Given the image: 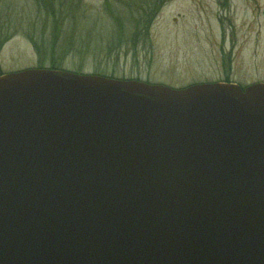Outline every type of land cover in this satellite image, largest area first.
I'll return each mask as SVG.
<instances>
[{"label": "water", "instance_id": "95a60500", "mask_svg": "<svg viewBox=\"0 0 264 264\" xmlns=\"http://www.w3.org/2000/svg\"><path fill=\"white\" fill-rule=\"evenodd\" d=\"M0 264H264V83L0 75Z\"/></svg>", "mask_w": 264, "mask_h": 264}, {"label": "rangeland", "instance_id": "374dc122", "mask_svg": "<svg viewBox=\"0 0 264 264\" xmlns=\"http://www.w3.org/2000/svg\"><path fill=\"white\" fill-rule=\"evenodd\" d=\"M164 1L0 0V69L46 68L54 58L60 70L173 88L264 83L263 15L241 14L239 0Z\"/></svg>", "mask_w": 264, "mask_h": 264}, {"label": "flooded vegetation", "instance_id": "af4514ba", "mask_svg": "<svg viewBox=\"0 0 264 264\" xmlns=\"http://www.w3.org/2000/svg\"><path fill=\"white\" fill-rule=\"evenodd\" d=\"M241 5H239V7H244V9H241V14L242 12H245L246 14H250L252 15L251 13H256V16L259 17V15H263L264 16V0H239ZM157 7L156 8H160L162 7V4L164 3L165 4V1L164 0H157ZM231 3H232V0H230L229 2H224V6H231ZM222 13L224 14L223 15V18H222V21H229V18H227V16L225 15H228L229 13H231V10L230 8H225L223 7V11ZM256 17V18H257ZM256 18H253L251 17L250 19H248L247 21H245V25L247 26H250L251 27H255L257 26L258 24H252L254 22H258V20ZM242 19V18H241ZM232 23H230L231 25ZM7 38H5L4 40H6ZM2 41V40H1ZM1 73H4L2 70H0V74Z\"/></svg>", "mask_w": 264, "mask_h": 264}, {"label": "trees", "instance_id": "16d2710c", "mask_svg": "<svg viewBox=\"0 0 264 264\" xmlns=\"http://www.w3.org/2000/svg\"><path fill=\"white\" fill-rule=\"evenodd\" d=\"M52 2V6L54 7V5H53V1H51ZM52 6H50V7H52ZM63 4H62V8H63ZM62 8H61V11H62ZM5 41L6 40H2V41H0V50L2 49V47H3V45H4V43H5ZM35 44V46H36V48L39 50V49H41V47H40V45L39 44H37L36 42L34 43ZM41 67V66H40ZM39 67V68H40ZM43 67V66H42ZM45 67V66H44ZM50 68H58L59 69V67L57 66V64H56V62H55V60H54V58H53V63H52V65L50 66ZM1 70V69H0ZM95 74H98V73H95ZM102 75V74H101ZM109 77H113V78H117V77H115V76H109ZM120 79H126V78H120ZM226 81H228V80H226Z\"/></svg>", "mask_w": 264, "mask_h": 264}]
</instances>
